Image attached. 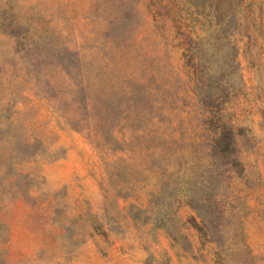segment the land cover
Returning a JSON list of instances; mask_svg holds the SVG:
<instances>
[{
  "label": "rangeland",
  "instance_id": "374dc122",
  "mask_svg": "<svg viewBox=\"0 0 264 264\" xmlns=\"http://www.w3.org/2000/svg\"><path fill=\"white\" fill-rule=\"evenodd\" d=\"M237 1L222 31L217 0H0V264H264V0Z\"/></svg>",
  "mask_w": 264,
  "mask_h": 264
},
{
  "label": "trees",
  "instance_id": "16d2710c",
  "mask_svg": "<svg viewBox=\"0 0 264 264\" xmlns=\"http://www.w3.org/2000/svg\"><path fill=\"white\" fill-rule=\"evenodd\" d=\"M233 1L235 0H217L216 2L215 17L218 18V20H216L215 25L218 28H220L222 31L225 28H227L226 27L227 24L229 23V21L232 20L233 11L231 12L228 11L227 14H225L221 10L220 5L226 2L229 4H232ZM240 1L242 2V0H239L237 2L240 3ZM195 39L196 38L194 37L192 38L188 34L185 36L184 42H186L187 46L184 48L183 57L185 59V65L188 66L192 70V72L195 75V78L198 79L202 64H201V57H200L201 56L200 47L195 42ZM192 42H194L193 45H191ZM207 76L209 78L208 79L209 81L205 83V86L207 89L211 90L212 86H211L210 76H212V74L207 72ZM197 86L195 85L196 89H197ZM206 94H207L206 96L209 98L210 96H212V91H209ZM205 123L208 125V128L210 129L207 142H208L209 154L212 160L213 161L217 160L219 163L223 165H230V166L238 165L239 162L236 157V145H237L236 132L233 129L232 125L225 123L221 119L220 115H217L213 112H210L209 115L206 117ZM110 137H112V135ZM111 140L115 142V140H117L116 136H115V139L111 138ZM191 200L193 199L190 198L188 202L191 203ZM191 204L193 205V203ZM201 206H205V205H200V207ZM194 208L196 210L197 209L199 210V205L197 203L196 205L194 204ZM198 228L201 229L200 225Z\"/></svg>",
  "mask_w": 264,
  "mask_h": 264
}]
</instances>
